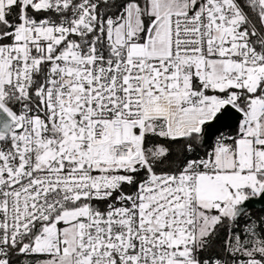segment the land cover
Instances as JSON below:
<instances>
[{"label":"snow or ice","instance_id":"obj_1","mask_svg":"<svg viewBox=\"0 0 264 264\" xmlns=\"http://www.w3.org/2000/svg\"><path fill=\"white\" fill-rule=\"evenodd\" d=\"M0 264H264V0H0Z\"/></svg>","mask_w":264,"mask_h":264},{"label":"water","instance_id":"obj_2","mask_svg":"<svg viewBox=\"0 0 264 264\" xmlns=\"http://www.w3.org/2000/svg\"><path fill=\"white\" fill-rule=\"evenodd\" d=\"M256 207H257V209H258V208L260 207V205H257Z\"/></svg>","mask_w":264,"mask_h":264}]
</instances>
